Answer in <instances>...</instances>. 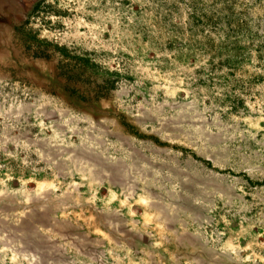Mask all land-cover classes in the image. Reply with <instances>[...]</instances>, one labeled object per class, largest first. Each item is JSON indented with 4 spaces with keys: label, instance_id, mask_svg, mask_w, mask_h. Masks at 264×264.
Returning <instances> with one entry per match:
<instances>
[{
    "label": "rangeland",
    "instance_id": "374dc122",
    "mask_svg": "<svg viewBox=\"0 0 264 264\" xmlns=\"http://www.w3.org/2000/svg\"><path fill=\"white\" fill-rule=\"evenodd\" d=\"M0 264H264V0H0Z\"/></svg>",
    "mask_w": 264,
    "mask_h": 264
}]
</instances>
